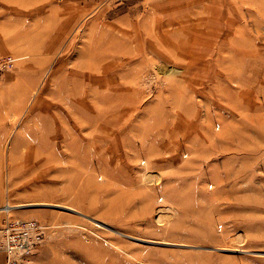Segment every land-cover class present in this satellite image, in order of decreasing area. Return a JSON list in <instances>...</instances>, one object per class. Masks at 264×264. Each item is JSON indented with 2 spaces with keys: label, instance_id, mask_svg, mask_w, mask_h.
<instances>
[{
  "label": "rangeland",
  "instance_id": "rangeland-1",
  "mask_svg": "<svg viewBox=\"0 0 264 264\" xmlns=\"http://www.w3.org/2000/svg\"><path fill=\"white\" fill-rule=\"evenodd\" d=\"M6 1L0 24L11 13L28 19L0 25V55L17 56L0 72V221L11 214L49 224L39 261L264 264V250L248 248L222 217H209L214 209L199 207V232L183 235L186 219L169 203L178 187L168 186L183 178L184 165L198 168L189 178L203 175V189L190 194H210L215 182L212 154L183 136L185 115L191 138L218 133V144L262 148L264 159V0H42L44 13L61 4V25L36 23V7ZM105 121L116 128L100 148L105 157H89L91 126ZM54 122L63 124L57 137L50 136ZM168 145L179 154L175 163L167 162ZM79 174V185L86 183L73 186ZM255 181L264 185V174ZM146 200L156 208L140 222ZM141 226L150 233H134Z\"/></svg>",
  "mask_w": 264,
  "mask_h": 264
},
{
  "label": "crops",
  "instance_id": "crops-1",
  "mask_svg": "<svg viewBox=\"0 0 264 264\" xmlns=\"http://www.w3.org/2000/svg\"><path fill=\"white\" fill-rule=\"evenodd\" d=\"M4 1V0H3ZM6 1V0H5ZM31 0H24L23 4H20L23 8L27 7H36L37 10L35 13L30 16L35 20L36 23H39V21L42 19H54L58 20L59 23L57 25H61L62 17H63V9L61 4L57 5L54 4L55 1L51 2V5L54 4L56 7H53L49 12H42L41 11V4L42 0H34L33 2H30ZM7 3L14 5L15 2L13 0H7ZM8 8V5H7ZM10 10V9H7ZM9 11H7L8 13ZM24 14V13H23ZM21 13H14V14H7L4 16V19H2L1 26H5V24L8 22V20L14 19V18H23ZM24 16V15H23ZM24 21H26V18L28 19V16H24ZM68 19V17H67ZM22 22L23 26H26L27 24ZM40 21V22H41ZM61 22V23H60ZM24 32V31H23ZM39 34V31H38ZM18 36L23 35V33H18ZM9 31L7 32V41H8ZM191 36V35H190ZM15 36L13 35V38ZM194 37V36H193ZM182 42H186L187 44H191L196 41L189 40L187 38H184ZM162 43H165V41H161ZM176 43V41H167L166 45ZM208 41H205L204 44H207ZM24 50V48H23ZM22 50V51H23ZM20 56V55H19ZM57 112H60L61 109L56 107ZM61 113V112H60ZM57 115V114H56ZM62 114H60L58 117H61ZM186 117L182 121V132L183 136L191 139L196 138V141L192 144L197 147L198 141L199 144H204L205 148V154L210 155L213 157V170L215 175V182L212 188H206V192L208 191L210 194L206 195H195L190 194L189 191L191 187L198 186L199 190L203 189V184L201 181L203 175L196 173L195 178L191 179L193 175V171H197L198 168H191L190 165L186 166L184 165L182 168L183 171V178L182 179H168V186L175 187L178 189L179 194L171 197V200H169V203L176 205V209L179 213H182V216L186 219L184 220V225L182 233L183 235H190L192 233H198L199 232V223L197 219L199 218L198 215V209L199 207L203 210H209L214 209L211 211V214L209 217L215 219V217H222L228 224V228L232 230H236L238 233H242L245 236L246 243L248 244V248L252 249H259L264 250V185H262L260 182L257 183L256 178H261L263 176V170L260 169V166L264 164V159H262L263 152L262 148L260 149H253L252 147H235L236 145L232 144L229 148L228 146L221 145L222 142L218 144V133L213 134L214 138H211L209 134H207V138L203 136L204 133L195 134L191 138V133L194 130H191L186 128V126H189L191 120L190 116L185 115ZM106 122V123H105ZM101 124H92L91 126V135L93 138H88L86 142V146L88 144L89 150L88 155H104V151H101V149L104 150L106 148L108 137H112L111 134H113L116 128H114V122L105 121ZM54 122V125L52 126L53 129L50 130V136L57 137L62 132L63 124L61 122ZM48 126L51 128L50 122H48ZM176 126H169V132L172 133L174 136L177 133L176 132ZM121 130V129H120ZM172 130V131H171ZM119 132L118 134H120ZM208 133V132H207ZM48 137L46 135V132L42 131L39 136ZM122 139L124 140V145L126 146L128 143V138H126V134L122 136ZM227 139V137H225ZM155 147V149L159 148L156 141L152 142ZM129 144L132 146L134 143L129 141ZM90 145V146H89ZM98 145L99 147H95ZM229 145V144H227ZM241 145V143H240ZM241 146H244L243 144ZM57 149V147H55ZM101 148V149H100ZM235 148V149H234ZM168 149V153L171 154L170 157L167 158L168 164L175 163V160L178 159L177 153H175V150L171 148L169 145L166 147ZM170 149V150H169ZM234 149V150H231ZM231 150V151H230ZM254 151V152H253ZM208 152H210L208 154ZM253 152V153H252ZM38 153L42 154H48V148H42ZM61 155V152L58 150V159ZM90 157V156H89ZM57 159V160H58ZM57 162V161H56ZM230 162V163H229ZM96 162L94 161V164ZM91 161L90 166L94 165ZM253 164L254 168H259V170H256L255 172H247L248 166H251ZM123 165V166H122ZM260 165V166H259ZM176 166V164L174 165ZM85 166L80 168L81 172L84 171ZM120 169H125L126 166L123 163H120ZM246 168V169H245ZM181 168H176V170H180ZM204 170V169H203ZM80 172V174H81ZM80 174L78 176V179L76 182L73 183V186L79 185V179ZM218 175L220 176V181H218ZM68 177V176H67ZM86 183V180H84L80 185H83ZM68 184V183H67ZM79 185V186H80ZM120 186H122L120 184ZM189 188V189H188ZM124 189H127L124 187ZM124 201V200H123ZM196 203L200 205H196ZM206 203H214V207H208ZM154 200H146L145 202H142V204L139 206L140 211L142 212V216H140V222H146L151 220L152 217L151 214L154 212ZM138 207V209H139ZM127 207H122L123 210H125ZM21 210V209H20ZM21 215H29L24 210H21ZM63 216V214H62ZM122 217H119L120 224L122 223ZM139 219V218H138ZM213 219H208L210 224L212 225ZM127 220V218H126ZM134 233L136 234H148L150 233L149 229L146 227H137ZM246 248V249H248ZM45 252H48L46 250ZM243 258H247L248 260L250 257H247L244 255ZM262 261H264L263 257H260ZM43 261L48 264V258L44 257Z\"/></svg>",
  "mask_w": 264,
  "mask_h": 264
},
{
  "label": "built area",
  "instance_id": "built-area-1",
  "mask_svg": "<svg viewBox=\"0 0 264 264\" xmlns=\"http://www.w3.org/2000/svg\"><path fill=\"white\" fill-rule=\"evenodd\" d=\"M16 58L12 53L0 55V72L13 67ZM219 125L217 122V128ZM48 227L47 222L37 218L8 214L0 221V252L5 256L0 264H42L36 254L46 237ZM218 227L222 229V224H218Z\"/></svg>",
  "mask_w": 264,
  "mask_h": 264
},
{
  "label": "bare ground",
  "instance_id": "bare-ground-1",
  "mask_svg": "<svg viewBox=\"0 0 264 264\" xmlns=\"http://www.w3.org/2000/svg\"><path fill=\"white\" fill-rule=\"evenodd\" d=\"M6 206V205H5Z\"/></svg>",
  "mask_w": 264,
  "mask_h": 264
}]
</instances>
